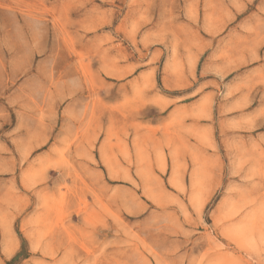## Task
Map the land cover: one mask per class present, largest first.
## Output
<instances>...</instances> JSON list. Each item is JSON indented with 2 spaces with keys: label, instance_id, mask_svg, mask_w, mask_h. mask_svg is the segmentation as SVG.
<instances>
[{
  "label": "rangeland",
  "instance_id": "rangeland-1",
  "mask_svg": "<svg viewBox=\"0 0 264 264\" xmlns=\"http://www.w3.org/2000/svg\"><path fill=\"white\" fill-rule=\"evenodd\" d=\"M0 264H264V0H0Z\"/></svg>",
  "mask_w": 264,
  "mask_h": 264
}]
</instances>
